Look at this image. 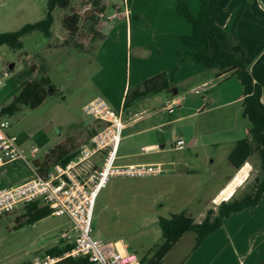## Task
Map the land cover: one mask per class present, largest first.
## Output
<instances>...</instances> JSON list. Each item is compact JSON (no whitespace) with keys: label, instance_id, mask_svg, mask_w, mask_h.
<instances>
[{"label":"crops","instance_id":"crops-1","mask_svg":"<svg viewBox=\"0 0 264 264\" xmlns=\"http://www.w3.org/2000/svg\"><path fill=\"white\" fill-rule=\"evenodd\" d=\"M152 1L159 16L153 13L149 15V7H146L144 13L133 0H123L122 6L112 2L113 11L109 14L105 0L104 16L109 23L116 24L103 26L100 22L97 31L105 36V40L89 47L85 53H94L91 65L97 64L98 69L91 78L93 94L86 98L84 106L96 98H103L113 110L122 113L125 130L118 154L120 165L162 164L159 160L166 153L164 149L168 144L172 150L183 152L185 149L176 150L174 145L179 141L189 143L188 147L193 149L168 164L180 167L178 173L184 180L199 176V169L203 168L207 180L204 186L214 184L205 209L199 212V219L194 218V213L180 212L189 214L196 223L201 224L208 212L217 211L223 202L232 198L242 200L251 192L247 191V187L253 166L258 161L257 156L254 155L239 172L233 170L229 164L231 152L240 140L247 137L251 128V124L243 117V87L233 71L222 73L208 70L193 58V51L181 40L182 37L192 34V27L177 15L175 0ZM186 1L192 13L198 15L201 0ZM118 19L123 20L118 22ZM212 19L209 33L219 40L221 48L226 52H232L238 45L242 46L249 55L248 65L253 79L258 82L264 77V0H218ZM66 37V33L62 37L53 34L41 48L39 60L47 65L44 54L52 52L57 55L63 49L71 48ZM211 49L214 50L215 46L211 45ZM58 59L56 56V60ZM33 67L36 71L32 80L48 76L55 84L50 75L53 72L50 65H47L48 71L37 63ZM163 73L169 77L171 90L129 103L128 97L134 88ZM27 83L18 85L14 90L21 91ZM262 101L264 103V96ZM236 105L239 108L238 117L241 116L243 122L239 118L232 121L227 116L210 118V115L229 111ZM98 128L94 121V124L76 131L77 138L73 139L71 152H76L78 156L80 148L89 141L88 133ZM218 133L224 135L222 140L213 138ZM9 134L12 135L10 131ZM75 136L76 134L73 135ZM67 140L58 143L56 147ZM219 145H224L227 150L220 159L223 177L216 179L214 166L219 163L218 154L212 153L207 157L195 149ZM41 160L43 159L37 161ZM15 163L21 162L0 167V191L21 186L33 178L26 163L22 165L26 173L19 175L14 170L15 174H11L8 167ZM242 176L245 177L243 183L235 184ZM184 184L188 185L186 182ZM231 191L232 195L227 200L224 194L228 195ZM191 194L190 198L186 197L188 204L199 198L195 193ZM190 233L193 232L187 233L179 242ZM194 235L191 250L175 264H262L264 199L255 208L233 214L224 221L220 230L209 236L200 246H196L197 235ZM117 242L123 244L121 241ZM178 244L162 264L171 257ZM67 246L70 244L65 245ZM30 261L31 259H25L17 264H27Z\"/></svg>","mask_w":264,"mask_h":264},{"label":"rangeland","instance_id":"rangeland-1","mask_svg":"<svg viewBox=\"0 0 264 264\" xmlns=\"http://www.w3.org/2000/svg\"><path fill=\"white\" fill-rule=\"evenodd\" d=\"M133 1H136V5L144 13L146 7H149V15L152 13L157 15L158 12L152 0ZM112 2L122 6L123 0H106L109 14L113 11ZM47 5L48 0H0V34L17 32L26 25L45 20L48 12ZM73 7L75 11L83 15L90 12L87 1L74 2ZM64 13L66 12L54 13L55 22L52 32L57 37H62L66 33L60 21ZM101 24L107 26V24L116 23H109L107 17L104 16ZM23 41L25 44L23 50L12 49L8 46L0 47V81L2 83L0 85V107H8L15 103L20 91L14 89L32 80L34 75L32 69L35 63L42 65L46 71H48L47 65L53 68L50 75L55 81L58 93L48 98L37 110H30L27 106L19 104L17 112L9 117L10 133L17 137L18 147L24 152L35 147L39 150L38 159H44L45 155L58 143L66 139L77 138L76 131L94 124V120L84 113L83 107L86 98L93 94L91 78L94 71L98 69V65H91L94 53H80L72 46L63 49L57 55L52 52L44 54L47 62L45 65L38 57L41 48L49 40H46L41 32H35L24 37ZM56 56L59 57L58 60ZM12 66L14 69L10 71ZM6 73H9L8 77H5ZM238 109L236 105L229 111L216 112L210 115V118L218 119L227 116L232 121L239 118L240 122H243L242 117H238ZM74 134H76L75 137H73ZM213 138L222 140L224 135L218 133ZM188 144L183 152L172 150L171 145L168 144L164 149L166 153L161 155L162 158L159 160L165 170L160 176L112 177L97 199L92 223V237L106 242L121 241L131 253L144 258L152 248L162 242L160 219H170L173 215L184 211L194 213V218L199 219V212L205 209L214 184L208 183V187L204 186L207 180L204 177L206 174L203 168L199 169L201 171L199 176L184 180L178 173L180 167L168 164L177 161L180 155L193 149L188 147ZM226 150L224 145L195 149L207 157L212 153L218 154L219 163L214 166L216 179L223 177L224 172H221L223 166L220 159L223 158ZM98 159L99 157L94 161L98 163ZM23 164L25 163L10 165L8 167L10 173L15 174V171L19 175L26 173ZM117 166L123 165L117 162ZM258 167L257 161L253 166L247 191L252 190V184L259 174ZM191 192L199 198H196L192 204H188L186 197L190 198ZM23 212V208L18 207L14 212L0 217V264H17L25 259L32 261L35 258H43L48 255L49 250L55 247L64 248L66 245L59 241L62 234L71 230V223L67 217L52 215L32 226L15 230L17 218ZM194 237V233H190L179 242L174 253L164 264H175L185 256L191 250Z\"/></svg>","mask_w":264,"mask_h":264},{"label":"trees","instance_id":"trees-1","mask_svg":"<svg viewBox=\"0 0 264 264\" xmlns=\"http://www.w3.org/2000/svg\"><path fill=\"white\" fill-rule=\"evenodd\" d=\"M87 1L90 11L94 15L85 19L84 15L75 11L73 3ZM176 1V13L192 27V34L181 38L182 42L193 51V58L203 64L208 70L227 72L233 71V75L240 81L243 87V117L249 121L251 128L247 137L240 140L229 156V164L236 172L248 163L256 155L259 163V174L252 184L250 194L242 200L230 199L223 202L217 211L208 212L206 219L196 223L195 219L187 213L173 215L170 219H160L159 226L162 231V242L152 248L142 258L141 264H162L165 257L173 250L179 241L189 232L197 235L196 246H200L209 236L223 227L224 221L233 214L247 208H255L264 199V77L255 82L248 65L249 55L240 45L232 52H226L221 48L220 42L209 33L213 24L212 14L218 7V0H201L198 15H194L186 0ZM47 16L45 20L26 25L21 30L12 33L0 34V47L8 46L12 49L23 50L25 44L23 38L35 32H41L46 40L53 36L55 12H66L60 17L63 29L67 35V43L80 53H86L93 44L103 42L105 36L97 31V26L105 14V0H48ZM86 42V43H85ZM211 45L215 49H211ZM33 67L32 72L35 73ZM172 89L167 74L163 73L144 82L134 88L128 97L133 102L144 97L154 96ZM58 89L48 76L38 77L28 82L16 97L13 105L3 108L7 117L17 112V106L25 105L30 110L40 108L48 98L55 96ZM127 104V103H126ZM128 107V104H127ZM99 131L93 130L88 133V139ZM74 140L68 139L63 144L50 150L41 161L34 165L43 173L55 164L68 165L76 157V152H71ZM24 212L17 219L15 230L25 226H32L53 215L52 210L38 202L22 207ZM73 248L72 245L59 248L55 247L48 251L53 257H62ZM58 264H91L87 258H69ZM264 264V261L263 263Z\"/></svg>","mask_w":264,"mask_h":264},{"label":"built area","instance_id":"built-area-1","mask_svg":"<svg viewBox=\"0 0 264 264\" xmlns=\"http://www.w3.org/2000/svg\"><path fill=\"white\" fill-rule=\"evenodd\" d=\"M101 18L104 19V15ZM8 75L6 73L5 77ZM83 111L97 122L99 131L80 148L75 160L68 165L55 164L43 173L34 165L39 150L32 147L24 152L18 147L17 137L9 134L10 118L0 107V167L24 162L33 174V178L25 184L0 191V217L18 207L38 202L48 206L54 216L67 217L70 221L71 230L62 234L59 242L70 244L73 248L62 257L48 254L27 264H58L69 258H87L91 264H141L142 258L120 242H106L92 237L94 211L100 193L112 177L160 176L165 171L164 165L117 166L125 130L122 113L113 110L103 98L89 102ZM185 148V141L175 145L176 150ZM97 157L98 163L94 161Z\"/></svg>","mask_w":264,"mask_h":264},{"label":"bare ground","instance_id":"bare-ground-1","mask_svg":"<svg viewBox=\"0 0 264 264\" xmlns=\"http://www.w3.org/2000/svg\"><path fill=\"white\" fill-rule=\"evenodd\" d=\"M244 175L246 176V173H244ZM243 175V176H244ZM240 177L239 179H237V181H236V183L235 184H241V183H243V180H244V178L245 177ZM229 190V189H228ZM233 190V189H232ZM230 191V190H229ZM234 191V190H233ZM231 195H232V191L231 192H229V194L228 195H226V193L224 194V197L228 200V198L229 197H231Z\"/></svg>","mask_w":264,"mask_h":264},{"label":"water","instance_id":"water-1","mask_svg":"<svg viewBox=\"0 0 264 264\" xmlns=\"http://www.w3.org/2000/svg\"><path fill=\"white\" fill-rule=\"evenodd\" d=\"M89 13H90L91 15H90ZM89 13H85V14H84L85 19H89L91 16L94 15V12H92V11H90ZM13 68H14V66L11 67V69H13ZM227 194H228V193H227Z\"/></svg>","mask_w":264,"mask_h":264}]
</instances>
